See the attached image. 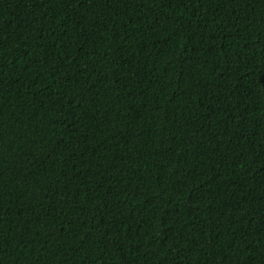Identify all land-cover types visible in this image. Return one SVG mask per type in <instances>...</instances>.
Listing matches in <instances>:
<instances>
[{
  "label": "trees",
  "instance_id": "16d2710c",
  "mask_svg": "<svg viewBox=\"0 0 264 264\" xmlns=\"http://www.w3.org/2000/svg\"><path fill=\"white\" fill-rule=\"evenodd\" d=\"M0 264H264V0H0Z\"/></svg>",
  "mask_w": 264,
  "mask_h": 264
}]
</instances>
